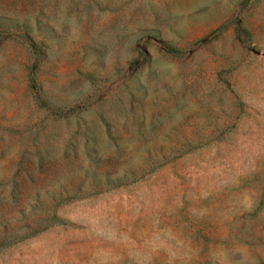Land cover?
Returning <instances> with one entry per match:
<instances>
[{
	"label": "rangeland",
	"instance_id": "obj_1",
	"mask_svg": "<svg viewBox=\"0 0 264 264\" xmlns=\"http://www.w3.org/2000/svg\"><path fill=\"white\" fill-rule=\"evenodd\" d=\"M0 264H264V0H0Z\"/></svg>",
	"mask_w": 264,
	"mask_h": 264
},
{
	"label": "trees",
	"instance_id": "obj_2",
	"mask_svg": "<svg viewBox=\"0 0 264 264\" xmlns=\"http://www.w3.org/2000/svg\"><path fill=\"white\" fill-rule=\"evenodd\" d=\"M30 78H31V80L34 81V75L33 74H31Z\"/></svg>",
	"mask_w": 264,
	"mask_h": 264
}]
</instances>
